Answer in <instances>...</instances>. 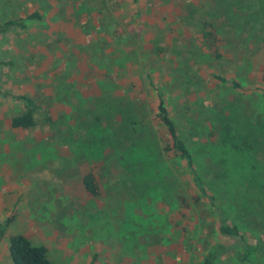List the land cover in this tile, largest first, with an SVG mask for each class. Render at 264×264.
I'll list each match as a JSON object with an SVG mask.
<instances>
[{
  "label": "rangeland",
  "instance_id": "rangeland-1",
  "mask_svg": "<svg viewBox=\"0 0 264 264\" xmlns=\"http://www.w3.org/2000/svg\"><path fill=\"white\" fill-rule=\"evenodd\" d=\"M263 13L264 0H0V89L11 94L0 95V264H14L15 236L48 247L53 264H198L217 242L231 249L217 264H243L234 252L245 242L263 252L264 212L238 194L248 182L264 191ZM203 21L218 27L221 61L203 43ZM142 63L164 86L217 208L194 204L185 162L158 148L168 138L148 121L156 95ZM18 95L52 124L13 130ZM115 101L135 106L144 134L117 132ZM218 168L228 184L210 182ZM88 172L98 197L85 190ZM222 222L244 240L222 235Z\"/></svg>",
  "mask_w": 264,
  "mask_h": 264
},
{
  "label": "trees",
  "instance_id": "trees-1",
  "mask_svg": "<svg viewBox=\"0 0 264 264\" xmlns=\"http://www.w3.org/2000/svg\"><path fill=\"white\" fill-rule=\"evenodd\" d=\"M31 18L40 19L41 15L36 12L30 16V19ZM260 24L262 25L261 28H263L264 18ZM201 35L203 43L212 52L214 58L217 61H221L224 58V53L220 49L223 40L219 35L218 27L211 21H203ZM158 49L162 51L161 48ZM138 67L140 68V71H143H141V74H145V82L154 90L156 95V107L154 113L148 117V121L151 123H157L159 128H163L168 138V141L164 139L158 141V148H160L164 153L172 154V156L176 157L180 161L185 162L187 169L192 175V184L198 192L193 198L194 204H200L202 200L206 199L212 207L217 208L220 203L219 198L217 194L210 190L209 184H207L208 182L204 180L203 175L196 166L195 155L191 150L190 145L182 135L179 125L169 109L166 98V90L163 85L161 86L156 83L152 75V72L155 70L154 67H150L147 63H142ZM211 76L219 82L231 84L235 89L241 88V84L237 80H229L225 76L216 73L212 74ZM131 87H133V85H131ZM185 88L186 91H190V87ZM0 95L2 97H8L11 94L8 92H3L0 89ZM14 99L21 101L25 105V108L23 112L12 117L10 126L13 130L28 131L39 126L52 124L53 118L50 112L44 109L42 105L39 104L35 99L26 95H18L16 97L14 96ZM131 106L128 109L120 101H115L113 104L109 103L107 105L109 120L115 124L114 128L118 133L121 134H123L126 130V133L129 134L126 135L125 133V135L128 137L139 133L144 134V129H139V112L136 111L133 104ZM111 112L114 113L112 114ZM116 118L119 120V124L117 123ZM156 128L159 129L158 127ZM153 130L156 131L154 126ZM2 135L3 125L0 120V139ZM234 139L235 143L233 141L231 142V146L233 148V150L231 149L232 152H235V150H237V146L239 145L237 137H234ZM240 168L244 170L245 164L240 165ZM223 170L224 169L222 168H218V171L216 172L217 176L210 182H215L218 180V178H220V182L228 184L229 178L226 177V174L223 172ZM221 174H224L225 176L221 177ZM231 179L234 181L238 180L237 176L231 177ZM83 185L89 195L93 197L100 196V185L93 172H88L83 177ZM231 185L235 186L236 183ZM248 185L249 186L247 188L238 192L239 196L250 202L256 203L259 210L264 212V191H262L259 187L255 188L250 182H248ZM177 200L182 207L189 208L191 206V203L187 200L185 194H178ZM219 230L224 236L240 238L244 240L241 230L235 224L227 225L222 222ZM3 233V229L0 230L1 236ZM230 250V247L226 244L217 242L211 246V248L203 256L202 260L198 264H217V262L226 254H228ZM48 252V247L35 246L30 240L23 236H15L11 239L10 254L14 264H53L48 256ZM263 252L260 242L257 244L245 242L243 243L241 249L235 250L234 258L237 262L243 264H264Z\"/></svg>",
  "mask_w": 264,
  "mask_h": 264
}]
</instances>
